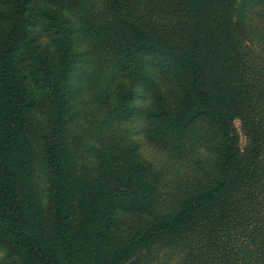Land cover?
<instances>
[{"label":"trees","instance_id":"16d2710c","mask_svg":"<svg viewBox=\"0 0 264 264\" xmlns=\"http://www.w3.org/2000/svg\"><path fill=\"white\" fill-rule=\"evenodd\" d=\"M261 2L7 0L0 264H264V31L241 23ZM40 16L66 33L45 66L20 60ZM141 98L163 163L127 140Z\"/></svg>","mask_w":264,"mask_h":264},{"label":"rangeland","instance_id":"374dc122","mask_svg":"<svg viewBox=\"0 0 264 264\" xmlns=\"http://www.w3.org/2000/svg\"><path fill=\"white\" fill-rule=\"evenodd\" d=\"M37 8L43 9L44 6L43 4H37ZM9 9L10 7L9 3H7V0H0V23L5 21V15L9 12ZM38 20L39 22L36 24V26L34 25L31 29V34H33L35 37L34 41L32 42L30 32L26 39L23 37L24 41L22 45L24 46V48L22 49L20 60L24 59V55H26V58L28 60H31V62H34L36 60L40 61L42 59L41 64L42 66H45L49 64L51 60H49L48 55L44 52L43 45H47L49 43L51 45V48L56 47L58 45V42L63 38L61 35H64L66 33L65 31L60 32L58 28H53L50 24L46 23L43 16H40ZM26 40L27 43H25ZM242 42L245 43L246 40H242ZM246 45H248V43H246ZM250 46H252L253 49V56L257 57L256 55L260 54L258 46L254 45V43L250 44ZM38 72L39 73L35 75L36 78L40 75L44 76L45 74L44 69H38ZM36 82L39 83L41 81H38L36 79ZM22 84L25 87V92H34V86L32 84V78L30 76L28 80H24ZM86 92L81 95V104H83L87 99H90V94L86 95ZM138 105V110H136L135 115L132 116V119L129 120V129L126 132L128 136L127 140H134L136 143H138L140 150L146 157L153 160H161V153L158 152L155 147L149 144L144 133L143 123L141 120V113L146 106L145 99L141 98L140 100H138ZM242 141L244 143V140ZM128 148H130V146H128ZM129 151L131 150L126 151L127 154H129ZM129 163L130 162L128 161L125 162L124 166L128 167ZM17 187L20 189L21 193L26 199L29 200L31 198H37L34 179L30 175L27 176V172L23 173L21 177L17 179ZM39 217V210L36 207L35 210L30 213V216L28 217L27 221V226L31 228V230L34 232H38L39 230ZM40 231H44V228L40 229Z\"/></svg>","mask_w":264,"mask_h":264},{"label":"clouds","instance_id":"9594fccd","mask_svg":"<svg viewBox=\"0 0 264 264\" xmlns=\"http://www.w3.org/2000/svg\"><path fill=\"white\" fill-rule=\"evenodd\" d=\"M94 7L97 9H104L106 7L105 3H103V0H95ZM261 19H264V0L257 6V10L251 11L248 13V16L245 20H243L241 23L242 25L249 31H251L254 35L258 31H264V29L260 26ZM161 87L163 89H167L170 87L169 84L163 83L161 84ZM161 163H163L164 160L167 159L166 154L161 153ZM159 166V165H158ZM8 253V249L5 246H0V257L6 256ZM19 259L18 257H10L9 258V264H11L12 260Z\"/></svg>","mask_w":264,"mask_h":264},{"label":"snow or ice","instance_id":"6c2138e0","mask_svg":"<svg viewBox=\"0 0 264 264\" xmlns=\"http://www.w3.org/2000/svg\"><path fill=\"white\" fill-rule=\"evenodd\" d=\"M260 26H261L262 29H264V19H261Z\"/></svg>","mask_w":264,"mask_h":264}]
</instances>
